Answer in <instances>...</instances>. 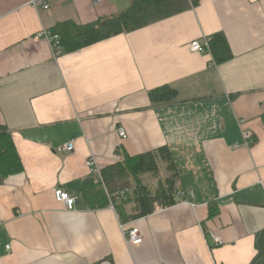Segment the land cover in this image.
Returning a JSON list of instances; mask_svg holds the SVG:
<instances>
[{
  "label": "crops",
  "instance_id": "0c3cea01",
  "mask_svg": "<svg viewBox=\"0 0 264 264\" xmlns=\"http://www.w3.org/2000/svg\"><path fill=\"white\" fill-rule=\"evenodd\" d=\"M29 1L0 0V125L23 166L0 184V264H249L264 229V0H199L57 58L41 31L120 14L131 0ZM218 33L228 61L190 51ZM164 86L175 102L153 105ZM69 141L73 152H56ZM163 147L182 194L173 206L121 221L113 205L78 198L89 158L101 171ZM56 190L76 197L72 210ZM132 228L138 245L127 243Z\"/></svg>",
  "mask_w": 264,
  "mask_h": 264
},
{
  "label": "trees",
  "instance_id": "16d2710c",
  "mask_svg": "<svg viewBox=\"0 0 264 264\" xmlns=\"http://www.w3.org/2000/svg\"><path fill=\"white\" fill-rule=\"evenodd\" d=\"M199 0H131L130 7L117 15L103 17L95 22L78 26L72 22L59 23L51 31L57 35L64 53H74L100 41L132 32L148 24L188 10ZM209 50L215 63L231 58L227 41L218 33L210 38ZM178 93L164 86L149 93L153 105H171ZM264 120V117H263ZM160 164L165 167L162 177ZM23 166L16 152L10 132L0 125V184L11 175L19 174ZM105 190L94 184L93 177L83 183L78 198L88 207L112 204L121 221L136 220L152 214L156 207L165 209L173 206L178 191V174L169 150L166 147L135 156L101 170ZM144 175L153 178L155 184L144 182ZM125 192V199L120 193ZM131 206L130 214H125ZM216 211L210 214L213 217ZM256 254L249 264H264V229L254 238Z\"/></svg>",
  "mask_w": 264,
  "mask_h": 264
},
{
  "label": "built area",
  "instance_id": "2783aa9c",
  "mask_svg": "<svg viewBox=\"0 0 264 264\" xmlns=\"http://www.w3.org/2000/svg\"><path fill=\"white\" fill-rule=\"evenodd\" d=\"M93 1L99 3L102 0H93ZM28 5L33 9H42V10L49 9L48 0H30ZM39 37H41L46 41V43L51 49V53L54 58H57L63 54V48L59 43V38L57 35L52 34L51 31L43 30L39 34ZM209 43H210V38L204 39L202 43H200L199 41L192 42L190 44V51L193 53H207L209 51ZM117 135L122 140H125L127 138L126 132L123 128L117 129ZM56 152L59 154H67L73 152V141H69L68 143L59 147L56 150ZM86 165L90 170L91 177H93L94 179L93 181L94 184L105 190L104 180L102 178L100 169L96 165L95 160L93 158H89L88 161L86 162ZM54 196L58 202H61L65 205L67 210H72L76 203L75 196L65 193L61 190H56ZM180 196H182L181 193ZM120 197L124 200L126 198L125 192H121ZM127 236H128L127 237L128 244L138 245L142 242V237L137 228L130 229L128 231ZM208 237L211 240L213 246L215 247L221 246L223 244L221 238L214 236L212 233H209ZM7 249H9V247H7Z\"/></svg>",
  "mask_w": 264,
  "mask_h": 264
},
{
  "label": "rangeland",
  "instance_id": "374dc122",
  "mask_svg": "<svg viewBox=\"0 0 264 264\" xmlns=\"http://www.w3.org/2000/svg\"><path fill=\"white\" fill-rule=\"evenodd\" d=\"M160 169H161V171H162V177L164 178V177H166V172H165V167L163 166V165H161L160 164ZM149 182H150V184H155V181L153 180V178H149Z\"/></svg>",
  "mask_w": 264,
  "mask_h": 264
}]
</instances>
